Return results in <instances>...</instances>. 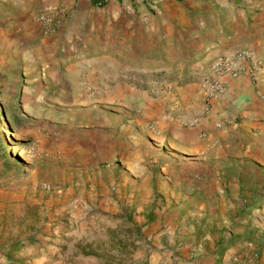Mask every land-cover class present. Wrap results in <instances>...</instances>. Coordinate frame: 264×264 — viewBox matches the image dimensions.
<instances>
[{"label": "rangeland", "instance_id": "374dc122", "mask_svg": "<svg viewBox=\"0 0 264 264\" xmlns=\"http://www.w3.org/2000/svg\"><path fill=\"white\" fill-rule=\"evenodd\" d=\"M154 1L140 4L152 12L167 0ZM206 3L204 20L172 35L160 23L152 29L148 18L138 29L113 22L104 25L108 43L77 52L74 41L45 36L37 21L43 0H0V264H202L203 247L229 242L238 248L230 257L219 251V259L229 257L225 264H264L260 220L205 219L199 212L204 203L213 208V192L203 197L192 178L203 167L213 172L212 157L174 159L168 167L167 263L156 252L165 242H156L151 228L154 210L165 204L140 197L156 190L159 173L142 182L128 167L165 162L159 152L168 148L170 129L194 127L209 110L205 66L214 57L197 63L208 39L264 56V0ZM188 83L197 88L183 102ZM187 109L192 118L176 117ZM136 135L141 141L133 147ZM117 136L130 146L109 163L102 142ZM154 139L163 140L159 148ZM179 166L186 174L173 170ZM145 174H152L149 168ZM251 190L230 185L225 194L250 212ZM175 195L185 201L181 206Z\"/></svg>", "mask_w": 264, "mask_h": 264}, {"label": "crops", "instance_id": "0c3cea01", "mask_svg": "<svg viewBox=\"0 0 264 264\" xmlns=\"http://www.w3.org/2000/svg\"><path fill=\"white\" fill-rule=\"evenodd\" d=\"M43 1L45 5L51 4L66 8V15L61 28L54 34L45 36H63L70 41L72 40L77 46V52H83L87 49L93 51L97 46L108 43L106 41L108 40L106 37L108 33L105 26L113 22H119L123 26L126 24L125 26L127 27H136L138 29V27L141 28L142 26L141 22L148 18V25H151L152 29L155 28L154 24L166 25L168 34L172 35L176 29L182 30L185 25H190L192 21L204 20V13L208 7L206 0H167L158 5V9L156 8L155 11L150 12L145 5L140 4L142 0H120L121 3L119 0H106L107 3L103 5L100 4L101 0H98V2L96 0ZM136 2L137 4L132 6ZM126 8L130 12L129 14L124 13ZM190 14H193L194 17L197 15V17L190 18ZM39 27V25H36L38 30ZM138 32L137 30V35ZM216 37L208 39L205 49L206 54L197 62L198 64H202L218 54L238 49L236 43L233 42L228 46L226 44H229V41L221 42V39H216ZM118 39L121 40L120 43L125 42L123 35L118 37ZM250 50H253V48L250 47ZM257 56L259 57V55ZM260 57L264 59V56ZM209 65L207 63L205 66L207 70L206 76L211 74ZM218 79L224 86V93L216 95L209 100L210 108L205 116L200 117L194 127L170 129L171 132L166 141L168 148L159 152V154L164 156L165 162L160 163L157 167L156 165L153 166L141 162L128 166H132V172L140 174L138 177H142V182L153 177V173H156V171L159 173V177H157L158 189L154 190L151 186L149 197L142 192L140 197L143 201L151 200L153 202L156 200V202H159L162 200L165 204L164 207L154 210L156 222L151 223V228L155 232L153 234L155 241L159 243L165 242V247L160 248L161 245H159V249L156 251L158 254H163H159L158 257L164 256L165 263L168 262V172L172 171H168V167H170L171 162L175 161L174 159L203 163L208 158H213L215 162L213 172L211 171V166L206 169L208 170L206 173L203 171L204 167H201L202 169L197 170V178H192V180L197 182V193H200L202 189V195L206 194L205 192L209 188L213 192L209 194V196H212L213 208H208L203 202L204 204L201 205V210L199 211L205 219L228 221L237 214L243 220L250 219L253 225L256 224V220H260V227L264 229V217L260 216V213L264 211L262 212L259 209L261 201L264 200V67L254 74L242 71L236 76H231L226 72L219 75ZM186 85H189L186 87L188 93L186 96L181 97L183 102H188L190 93L197 88L196 85L191 83ZM232 106L236 110V118H228L220 128H215L216 114ZM192 115L191 110L187 109L178 113L176 117L185 119L192 118ZM140 141L141 138L138 135L131 140L132 144L126 142V139L117 136L114 139L103 140L104 146L101 148L106 151V155L110 158L111 162L109 163H113L116 156L123 157L125 155L127 147L130 145L133 147L137 146ZM162 141V139H154L152 141L153 147L159 148L160 143L157 142ZM145 142L150 145L149 142L151 141ZM139 160L143 159L139 158ZM179 167H173V170L179 169V172H186L184 166ZM147 168L152 173L150 176L145 174ZM207 176L210 178L208 182H206ZM230 185L241 186L243 189H252L250 193H254L255 196L250 200L253 202L250 212L251 207L240 205L241 200L237 196L228 197L225 194V188H229ZM206 187L208 188L206 189ZM140 188L145 189V186L141 185ZM248 194L246 193V195ZM173 198V200H180V203H178L180 206L182 202H185L181 201L182 197L180 196L175 195ZM177 209L181 211L182 208L178 207ZM216 227L222 228L223 224L218 223ZM213 235H217L215 231ZM221 244L213 245L212 243L209 249L203 247L201 249L203 257L199 259V262L202 264H214L215 262L216 264H225L226 259H229L230 255L238 247L235 245L237 244L236 242H229L226 245ZM223 248H225L226 255L229 257H224L221 260L218 253ZM210 249L216 251V253L211 254L213 251L206 253Z\"/></svg>", "mask_w": 264, "mask_h": 264}, {"label": "built area", "instance_id": "2783aa9c", "mask_svg": "<svg viewBox=\"0 0 264 264\" xmlns=\"http://www.w3.org/2000/svg\"><path fill=\"white\" fill-rule=\"evenodd\" d=\"M162 1L165 0H155L154 3ZM65 15V7L48 4L37 14V21L45 33L52 34L61 28ZM263 67L264 59L256 56L250 49L237 50L227 54H218L210 63L211 74L210 77L207 78L205 84L206 95L208 98H212L224 93V86L218 79V76L223 73L227 72L231 76H236L242 71H247L250 74H254ZM228 118H236V110L233 106L216 114L214 127L220 128Z\"/></svg>", "mask_w": 264, "mask_h": 264}]
</instances>
